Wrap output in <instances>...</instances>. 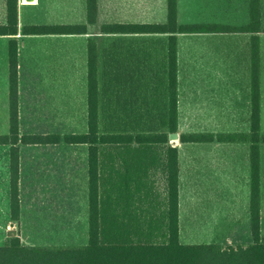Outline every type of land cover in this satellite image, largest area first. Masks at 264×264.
<instances>
[{
	"label": "crops",
	"instance_id": "crops-1",
	"mask_svg": "<svg viewBox=\"0 0 264 264\" xmlns=\"http://www.w3.org/2000/svg\"><path fill=\"white\" fill-rule=\"evenodd\" d=\"M259 4V31L255 33L248 28L251 0H177L178 26L198 25L211 31L172 34L103 29L167 24L168 0H97L95 23L88 21L87 0H17V34L0 35V136L10 133L11 41L17 47L20 138L88 133L90 41L97 47L101 133H163L166 127L160 116L166 115L169 38L174 36L177 139L172 140L169 134V140L175 142L169 145L178 150L179 244L222 250L252 248L249 137L254 36L259 38L260 134L264 137V0ZM239 10L244 13L239 20L228 15ZM7 25V0H0V27ZM62 25H85L86 32L28 35L23 31L26 27ZM106 63L109 67L105 70ZM100 69L108 76L107 83L100 80ZM100 83L107 85L102 91ZM108 99L114 111L106 107ZM142 115L149 116L148 126L147 120L140 119ZM129 116L139 119L133 122ZM192 134L213 135L214 140L181 142V136ZM222 135H236L238 139L217 140ZM18 148L21 246H89V145L20 142ZM10 164V146L0 145V212L6 210L3 213L8 215L9 223L13 222ZM165 164V147L161 144L133 141L101 145L98 173L103 243H167ZM259 178V244L264 247V142L259 143ZM25 208H42L37 216V238L26 236L25 229L31 226L26 224L30 220ZM57 208H86L81 235L77 233L75 212L69 226L73 232L64 238L69 242L64 246ZM2 215L0 247L14 237Z\"/></svg>",
	"mask_w": 264,
	"mask_h": 264
},
{
	"label": "trees",
	"instance_id": "trees-1",
	"mask_svg": "<svg viewBox=\"0 0 264 264\" xmlns=\"http://www.w3.org/2000/svg\"><path fill=\"white\" fill-rule=\"evenodd\" d=\"M89 23H95L97 17V0H87ZM8 25L0 27V35L17 34V0H7ZM252 32L259 31V0H251ZM104 30L114 32L135 33H199L211 31L209 27L198 25L177 24V0H168V22L164 25H115L105 26ZM28 35L39 34H84L85 25L57 27L33 26L24 30ZM252 59V115H251V233L254 245L249 249L222 250V248L184 247L179 244V189H178V150L169 145V134L177 133V49L176 38H169L168 48V101L166 115L160 116L165 131L153 134L142 131L133 134H121L114 131L102 134L99 128V95L97 82V47L93 41L88 47V104L89 131L87 134L40 137H19L18 115V74L16 42L9 45L10 66V133L0 136V145L10 146L11 159V208L10 216L13 222L19 223L20 195H19V148L18 144L59 143L88 144L89 145V199H90V241L85 248L43 249L26 248L20 244V238L13 237L10 242L0 247V264H264V247L259 244L260 239V178H259V143L264 142L260 134V86H259V38L254 36L251 43ZM148 113V112H147ZM152 117L151 113H148ZM149 116L142 115L140 119L147 120ZM118 118V117H117ZM137 120L138 116H129ZM152 119V118H151ZM132 122V121H131ZM147 120V123H150ZM148 126V125H147ZM236 135L218 136L217 140L236 141ZM181 142H209L213 135L192 134L184 135ZM142 145L161 144L165 147V175L167 205L166 209V237L167 243L162 245H120L102 242L103 229L101 227L102 208H99L100 179L98 173V158L100 147L104 143H132Z\"/></svg>",
	"mask_w": 264,
	"mask_h": 264
},
{
	"label": "rangeland",
	"instance_id": "rangeland-1",
	"mask_svg": "<svg viewBox=\"0 0 264 264\" xmlns=\"http://www.w3.org/2000/svg\"><path fill=\"white\" fill-rule=\"evenodd\" d=\"M260 4H259V22H260ZM249 14H250V20H249V23H248V28L251 27V5H249ZM230 17H234L236 16L237 20H239L240 18H243L244 17V13L242 12V10H239V12H237V14H228ZM235 21V20H234ZM233 21V22H234ZM238 23H240V21H238ZM229 25H235L234 23H228ZM102 64V58H101V63H100V66ZM107 67H109V64L106 63V66H105V70L108 69ZM119 71H123L121 69H118ZM107 75H103V70L100 69L99 70V78L100 80L102 81L103 79H105L106 81L104 83H107ZM113 77V76H110V78ZM104 83H100V88H101V91H102V88L103 86L104 87H107V85H105ZM101 97H103V93L101 92ZM105 97H107L105 95ZM111 100H107L106 101V107L107 108H111V111H114L116 108H113V107H110L109 104L112 103L110 102ZM106 108V109H107ZM155 127V126H154ZM176 134V133H175ZM66 135V134H65ZM36 136H40V137H50V136H43V135H36ZM60 137V136H58ZM63 137V136H62ZM40 144H44V143H40ZM169 144L171 145H175V142L174 141H171L169 140ZM73 151H72V156H73ZM65 155H68V153H64L63 156ZM59 209L57 212L59 213V217H60V233H61V237L63 238L62 239V245L64 246V244H67L69 242H66L64 240V238H68L71 234V232H73V230L71 229L70 230V224L72 222L73 224V220H74V214L76 212L77 214V218H78V225H77V233L78 235L80 236L81 233H82V227H81V224L83 223V218H85V212H86V208H57ZM1 211V209H0ZM6 210L2 208V212H0V214H3L5 216V223L7 226H11L10 228V231L13 236H19L20 237V232L22 230L21 228V225L20 223H17V222H11L9 223V217L7 214L3 213L5 212ZM42 211V208H25V214H26V217L28 220H30L28 223L26 222L27 226H31L30 228H26L25 231H26V236H29V237H33V238H37L38 237V233L40 232V229L38 228V224H37V216H38V212H41ZM2 215V216H3ZM32 216L34 219H32ZM1 217V216H0ZM72 219V220H71ZM82 219V221H81ZM1 220H2V217L0 218V224H1ZM34 220V221H33ZM71 221V222H70ZM35 226V228H33ZM11 240V239H10ZM9 240V242H10ZM81 241H78V243H80ZM61 243V242H60ZM62 248H67V247H56L54 249H62ZM68 248H71V247H68Z\"/></svg>",
	"mask_w": 264,
	"mask_h": 264
},
{
	"label": "water",
	"instance_id": "water-1",
	"mask_svg": "<svg viewBox=\"0 0 264 264\" xmlns=\"http://www.w3.org/2000/svg\"><path fill=\"white\" fill-rule=\"evenodd\" d=\"M170 138H171L172 140H176V139H177V134H171V135H170Z\"/></svg>",
	"mask_w": 264,
	"mask_h": 264
}]
</instances>
